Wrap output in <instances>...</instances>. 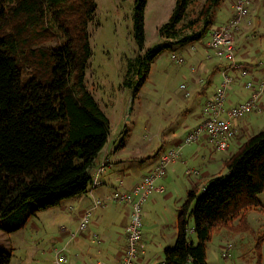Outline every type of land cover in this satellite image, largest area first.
Wrapping results in <instances>:
<instances>
[{"label": "trees", "instance_id": "obj_1", "mask_svg": "<svg viewBox=\"0 0 264 264\" xmlns=\"http://www.w3.org/2000/svg\"><path fill=\"white\" fill-rule=\"evenodd\" d=\"M193 1L176 0L158 29L161 42L145 48L147 0H134L132 36L142 55L128 63L124 81L133 97L164 50L199 42L215 27L222 0H206L197 18L184 23ZM96 9L95 0H0V225L29 202L34 207L15 230L32 213L89 192L91 168L110 133L109 120L85 85L91 57L87 29ZM222 165L224 175L187 192L174 244L162 251L164 264H207L213 232L249 230L246 214L260 206L258 195L264 192V129L248 136ZM11 259V252L0 248V264Z\"/></svg>", "mask_w": 264, "mask_h": 264}, {"label": "rangeland", "instance_id": "obj_2", "mask_svg": "<svg viewBox=\"0 0 264 264\" xmlns=\"http://www.w3.org/2000/svg\"><path fill=\"white\" fill-rule=\"evenodd\" d=\"M95 1L97 9L87 29L91 57L85 73V85L99 107L107 112V115L116 117L115 121L120 116L119 121L122 124L118 127L117 139L120 138L123 131L127 133V136L124 146L118 150H123L121 154L127 159H130V156L134 157V153H140L139 157L141 158L129 161L134 165V175L137 178L140 177L142 181L152 170L150 168L154 167V159H157V154L168 151L170 136L176 133L178 127L182 131L181 125L192 122L194 116L199 115V111H202L204 105L202 101L213 94L218 77L213 80L212 86L203 87L202 92L192 89L196 86L190 87L191 72L187 69V61L190 59L184 51L185 48H182L184 45L177 47L179 50L173 49L175 53L164 50L153 61L149 73L146 75L147 78L140 85L136 96L133 97L132 90L125 87L124 81L127 80L128 63L132 62L137 55H142V53H138L132 36L131 16L134 0ZM175 1L147 0L144 11L147 19L145 22L147 26L145 48H151L158 44V37L154 31L155 25L152 22L154 20L159 22L166 9L174 6ZM205 1L195 0L189 5L184 23L197 18ZM262 1L264 2V0ZM218 10L217 8L213 19V23L217 25H219L217 17L220 13ZM190 31V29H186L184 33L189 34ZM261 32L263 35L260 37L264 39V29ZM207 39L209 38L206 34L203 36L202 42H206ZM55 44H58V41L52 42L50 45ZM254 44L255 46L259 45L258 39ZM255 46L249 47L244 43L239 44V49L247 48L252 55L255 53ZM171 54L181 58L183 63L178 64L175 61H170ZM259 57L264 60L263 53L254 59ZM237 84L239 85V82ZM182 85L184 88H181ZM250 117L255 118L254 120L257 119L254 114ZM256 122L259 121H253L250 128ZM260 125H262L261 127L264 125L262 119ZM257 129L260 131L261 128ZM139 148L142 149L141 152H138ZM233 151L236 152L237 148ZM217 155L219 158L225 157L223 153L217 152ZM218 166L223 173L226 172L221 163H218ZM160 181L157 182V185ZM258 200L260 206L246 214L249 226L247 232L238 234L226 230L213 232L210 241L206 244L207 264H264V192L258 195ZM61 204L60 206H63L67 203ZM31 207L33 208L34 204L29 202L2 219L0 248L11 252L13 256L11 264H14L17 259H20L22 264H51L49 252H52V249H58L57 238L62 232L60 217L53 218L52 213L59 214L61 212L59 206L32 213L27 217L25 224L15 230L21 220L31 211ZM65 208L68 209V206ZM158 211L161 212L160 209ZM71 212L74 213L73 210ZM61 216L63 217V215ZM71 222L75 224L73 220ZM233 223L237 224L238 220H234ZM143 225L147 226L145 223ZM192 225V221H190L189 231L192 229ZM10 229L15 231L8 232ZM146 236L148 239H152L148 234H142L143 240L146 239ZM73 237L74 233L71 234V238ZM189 239L196 242L194 235L189 234ZM156 241L160 240L157 238ZM155 242L152 240V246H155ZM226 244H230L231 249L228 256H222ZM149 248L153 249L150 245ZM137 260L138 258H136V262Z\"/></svg>", "mask_w": 264, "mask_h": 264}, {"label": "crops", "instance_id": "obj_3", "mask_svg": "<svg viewBox=\"0 0 264 264\" xmlns=\"http://www.w3.org/2000/svg\"><path fill=\"white\" fill-rule=\"evenodd\" d=\"M234 2L235 0H222L218 7V11H220L217 17L219 25L227 23L232 17ZM173 8L174 6L168 7L159 22L155 20L152 22L155 25L154 31L157 37L158 29L168 20ZM146 20L144 13L145 37L147 32ZM213 25L219 26L214 23ZM263 29L264 2L262 0H253L242 22V29L235 37V50L236 59L239 62L250 64L253 68L255 77H260L264 74V60H262L261 57L256 60L254 59L262 53L264 54V39L260 37L263 35V32H261ZM207 35L209 38V33ZM256 39H258L259 45L255 46L254 43ZM159 42H161V40L158 37L157 43ZM206 42H202L201 40L182 47L185 48L184 51L190 59V61H187V69L191 72L190 87L193 85L196 86V88L192 87V89L202 92L203 87L209 88L212 86L213 80L218 77L215 82L216 89L213 91V94L203 99L202 103H205L207 99L212 97L218 90L222 79L220 72L225 66V61L212 56L210 50L205 45ZM244 43L249 47L252 45L255 46V53L251 55L249 49H239V44ZM174 49L179 50L177 47H174ZM172 53L175 52L172 51ZM248 95L249 91L243 89L236 82L228 92V102L225 106H235L246 100ZM101 109L109 120L110 127L115 129V133L112 137L107 138V143L97 156L90 173H94V168L99 164L100 160L105 157L108 162L112 163V167L100 176L102 184L90 188L89 192L85 194L64 200L62 203L67 204L63 206H60L62 204L59 205L61 212L59 214L52 213L53 218L60 217V230L62 232L57 238L58 249H52V252H49L51 262L54 254L60 252L67 260L65 264H120L126 241L125 228L129 222L130 207L117 204L111 200V189L117 186L118 182L122 183L123 189H129L141 181L140 177L137 178L136 175H134V165L129 161L141 157H139L140 153H134V157L130 156V159H127L121 154L123 150H118V152H116L117 141L119 139H117L118 127L122 124L121 121H119L120 116H118V120L115 121L116 117H110L103 108ZM253 114L257 117L256 120L250 117ZM247 118L250 119L248 120ZM201 119V111H199V115L194 116L192 122L181 125L182 131H180L178 127L176 133L172 134L169 138L168 151L180 147V156L177 160L169 163L165 175L160 179L161 181L159 180L158 186L162 187L163 191L161 193H151L142 204L141 239L138 247L139 255L137 264H164L162 251L164 248L172 246L175 241L176 217L178 215V209L185 199L187 192L196 186L202 189L211 178L224 175L225 172L223 173V171H221L218 163L222 165L223 160L234 152H232L233 149L238 148L248 136L257 133V128H264V125L263 127L260 125L261 119L264 121V100L261 101L260 110L253 111L242 118L231 121L234 133L228 141L227 149L223 151L215 150L205 138L189 145L183 144V139L186 134L189 133ZM253 121L259 122H256V124L250 128ZM139 149L138 152H141L142 149ZM168 151L157 154V159H154V167L157 165L160 157ZM217 152L225 154V157L219 158ZM154 167L150 168V170ZM187 170L195 171L197 174L187 175ZM94 200L99 202V204L90 212L89 224L84 230H78L77 227L80 214L84 210L92 208L95 202ZM66 206H68V209L65 208ZM159 209L161 212L158 211ZM71 210H73L74 213H72ZM61 215H63V217ZM71 220H73L75 224H73ZM143 223L147 224V226L143 225ZM73 233L74 237L71 238V234ZM142 234H148L152 239H148L146 236V239L144 238L143 240ZM157 238L160 240L159 242H155ZM152 240H154L155 246H152ZM149 245L153 247V249H150ZM14 264H22V261L17 259Z\"/></svg>", "mask_w": 264, "mask_h": 264}, {"label": "built area", "instance_id": "obj_4", "mask_svg": "<svg viewBox=\"0 0 264 264\" xmlns=\"http://www.w3.org/2000/svg\"><path fill=\"white\" fill-rule=\"evenodd\" d=\"M253 0H235L233 3V15L230 20L210 30L209 39L206 47L210 50L213 57L225 61L221 74V82L215 94L207 99L201 111V121L186 134L183 139L184 145L198 142L205 138L215 150L223 151L228 147V141L234 133L231 121L242 118L248 113L260 110L261 101L264 100V74L255 77L253 68L248 63L239 62L236 59L235 37L242 29V22L247 15L248 8ZM169 59L178 64L183 60L174 54ZM239 82V85L249 91V95L243 102L235 106H225L228 102V92L232 85ZM184 86H181L183 88ZM109 137L115 133V129L110 127ZM180 156V147L163 154L157 165L147 174V176L129 189H123L122 183L111 189V200L117 204L130 207L129 222L125 228L126 243L122 251L120 264H137V246L141 237L142 204L153 193H161L163 188L157 182L163 178L169 163L177 160ZM111 168V163L105 158L100 160L99 165L91 174L90 188H94L102 181L100 176L107 169ZM187 175H195L197 172L186 171ZM95 201V200H94ZM93 201V202H94ZM95 201L93 207L84 210L80 214L77 229L84 230L90 222V212L98 205ZM231 249L230 244L225 245L222 256H228ZM66 258L60 252L53 256L52 264H64Z\"/></svg>", "mask_w": 264, "mask_h": 264}, {"label": "bare ground", "instance_id": "obj_5", "mask_svg": "<svg viewBox=\"0 0 264 264\" xmlns=\"http://www.w3.org/2000/svg\"><path fill=\"white\" fill-rule=\"evenodd\" d=\"M107 170H108V169H107ZM88 190H90V186H89ZM139 241H140V240H139ZM138 247H139V243H138V246H137V251H138V253H137V258H138V255H139Z\"/></svg>", "mask_w": 264, "mask_h": 264}]
</instances>
